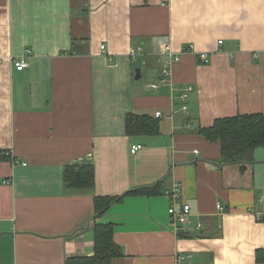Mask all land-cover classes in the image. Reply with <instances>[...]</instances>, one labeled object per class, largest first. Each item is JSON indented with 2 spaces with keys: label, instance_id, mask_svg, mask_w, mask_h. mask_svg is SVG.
<instances>
[{
  "label": "crops",
  "instance_id": "obj_1",
  "mask_svg": "<svg viewBox=\"0 0 264 264\" xmlns=\"http://www.w3.org/2000/svg\"><path fill=\"white\" fill-rule=\"evenodd\" d=\"M0 61V264L90 258L100 225L122 254L111 264H264V149L219 167L199 133L264 117V0H0ZM128 114L158 133L127 135ZM68 167H91L92 185L66 186ZM176 184L185 226L167 214ZM122 196L96 217V198Z\"/></svg>",
  "mask_w": 264,
  "mask_h": 264
},
{
  "label": "trees",
  "instance_id": "obj_2",
  "mask_svg": "<svg viewBox=\"0 0 264 264\" xmlns=\"http://www.w3.org/2000/svg\"><path fill=\"white\" fill-rule=\"evenodd\" d=\"M127 135L156 134L158 127L147 116L128 114L125 117ZM199 133L210 142H218L221 157L219 167L237 165L244 171L254 161V151L264 149V117L261 115H244L216 120L211 127L199 129ZM64 183L68 187H90L93 183L91 167H68L64 171ZM159 193L158 186L132 190L125 194L133 196H153ZM122 197H98L95 199L96 217L110 206L120 202ZM112 227L109 225L94 228V255L90 258H72L66 264H111L114 259L122 257L120 249L112 240ZM256 260H261L256 257Z\"/></svg>",
  "mask_w": 264,
  "mask_h": 264
},
{
  "label": "built area",
  "instance_id": "obj_3",
  "mask_svg": "<svg viewBox=\"0 0 264 264\" xmlns=\"http://www.w3.org/2000/svg\"><path fill=\"white\" fill-rule=\"evenodd\" d=\"M219 44H222V42H218ZM101 53L103 54L104 46H100ZM130 57H138L139 55H143V51L140 48L131 49L129 53ZM31 57L30 51H25V54L20 56L19 58H11V63L13 66V69L16 72H23L28 67V60ZM171 56H169L170 58ZM198 58L202 65L209 64V55L206 53H200L198 55ZM176 60V59H175ZM1 62V61H0ZM171 60L167 61L166 64L163 67V70L161 71V78L166 79L168 77V67ZM151 88H156L155 85H152ZM191 91V88L188 87L183 90L182 94L180 95V98L182 100H185L188 97L189 92ZM160 114L157 113L156 117H159ZM140 146H132L131 147V154H134ZM12 165L17 166L18 162L15 158L11 159ZM21 166H26L25 163H23ZM5 183V181H4ZM179 189L180 185L176 184L173 186V189L168 192V195L173 199L172 205L168 208L167 214L170 217L171 221L175 224H178L180 226H185L188 223V219L190 216V207L188 204L180 200L179 197ZM178 200V201H177ZM217 210H222V207L220 205H216ZM184 232L185 229H183ZM175 264H190L189 257L185 255H179L176 257Z\"/></svg>",
  "mask_w": 264,
  "mask_h": 264
},
{
  "label": "water",
  "instance_id": "obj_4",
  "mask_svg": "<svg viewBox=\"0 0 264 264\" xmlns=\"http://www.w3.org/2000/svg\"><path fill=\"white\" fill-rule=\"evenodd\" d=\"M140 78V69L139 68H136L134 70V80L138 81Z\"/></svg>",
  "mask_w": 264,
  "mask_h": 264
},
{
  "label": "rangeland",
  "instance_id": "obj_5",
  "mask_svg": "<svg viewBox=\"0 0 264 264\" xmlns=\"http://www.w3.org/2000/svg\"><path fill=\"white\" fill-rule=\"evenodd\" d=\"M144 71H145V69L143 68V71H142V72H143V74H145V73H144Z\"/></svg>",
  "mask_w": 264,
  "mask_h": 264
}]
</instances>
